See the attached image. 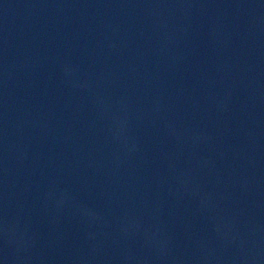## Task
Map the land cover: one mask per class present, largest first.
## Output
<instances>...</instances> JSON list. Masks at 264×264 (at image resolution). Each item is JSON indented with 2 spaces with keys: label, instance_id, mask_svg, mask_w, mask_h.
Wrapping results in <instances>:
<instances>
[{
  "label": "water",
  "instance_id": "1",
  "mask_svg": "<svg viewBox=\"0 0 264 264\" xmlns=\"http://www.w3.org/2000/svg\"><path fill=\"white\" fill-rule=\"evenodd\" d=\"M0 264H264V0H0Z\"/></svg>",
  "mask_w": 264,
  "mask_h": 264
}]
</instances>
